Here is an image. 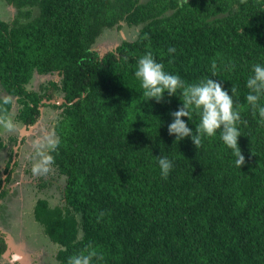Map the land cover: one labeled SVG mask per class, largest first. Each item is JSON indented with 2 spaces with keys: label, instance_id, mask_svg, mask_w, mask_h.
<instances>
[{
  "label": "trees",
  "instance_id": "obj_1",
  "mask_svg": "<svg viewBox=\"0 0 264 264\" xmlns=\"http://www.w3.org/2000/svg\"><path fill=\"white\" fill-rule=\"evenodd\" d=\"M3 1L17 10L11 22L0 15V90L17 99L16 121L28 129L42 107L60 111L54 163L38 188L57 182L62 201L40 197L33 212L59 264L89 244L104 257L93 264H264V124L245 99L253 66L264 65V0ZM122 23L139 28L136 39L96 49ZM149 51L187 84L213 78L230 95L236 85L241 168L219 130L199 149L190 137L174 144L168 125L180 90L146 101L135 77ZM35 74L60 81L31 90ZM56 92L64 104L44 103ZM2 107L10 114L13 103ZM184 119L195 130L199 117ZM158 156L173 164L167 179ZM5 249L2 238L0 264Z\"/></svg>",
  "mask_w": 264,
  "mask_h": 264
},
{
  "label": "clouds",
  "instance_id": "obj_2",
  "mask_svg": "<svg viewBox=\"0 0 264 264\" xmlns=\"http://www.w3.org/2000/svg\"><path fill=\"white\" fill-rule=\"evenodd\" d=\"M6 4L14 8L12 5L8 3ZM122 25L126 27L124 23H122ZM175 51V47H170L168 49L169 54H174ZM171 62L172 61L170 60L169 63ZM212 69V75L215 76V62H213L212 64ZM46 77H50V79H47L50 81L51 78L55 76ZM135 77L140 81L141 88L143 89L142 94L145 97L146 101H151L154 99L157 103H160L164 100L165 93H167V95L171 97L177 95V91L180 90L179 98L182 102L181 106L178 108V110L172 111L170 113V115L173 117V120L168 125L169 135L175 136L174 144L177 141L180 142L185 138L190 137L195 147L199 149L204 137H213L219 130L220 139L227 147L232 149V154L235 157V165L238 168H241L245 164V156L242 154V150L239 145V138L242 135L237 125L241 122V106L237 105L234 101V96L239 95L236 85H232L230 95L229 92L224 89L222 83L213 78H205L200 80L198 83L187 84L181 79L179 75H173L165 71V65L158 62L150 51L146 52L137 60ZM47 80L44 79L43 84L48 82ZM43 84H40L39 87ZM39 87L36 88V90H38ZM246 87L248 89V94L245 97L246 103L252 109L253 116H256V114L258 113L260 122L264 124V105L260 103L262 98H264V65L257 64L253 66L252 75H250L246 80ZM29 89L33 90L32 88ZM56 96L59 97L54 98V101H60L61 99L65 101L64 97L59 93H55V97ZM65 102L60 103L62 105ZM12 103L13 112V110H15V105L18 106L17 99H12L10 96L0 99V127H3L8 131L14 130L15 124L10 118L7 108L2 106H8ZM43 108L45 107L41 108V116ZM55 110L57 112H60L57 109ZM193 112L199 117V122L195 125V130L190 128L188 126V123H186L184 119L185 117H187L190 121ZM53 135L54 137L52 140L48 137H38L32 141L33 162L31 170L28 169L26 173L29 175L33 174L34 176H39L38 185H40L41 176L48 174L51 170V166L54 163V157L51 155L50 151L55 147L57 141V136L54 132V128ZM14 159H16V155ZM157 159L158 165L161 170V175L163 178L167 179L173 167V164L165 156H158ZM4 160L5 159H2L3 166L2 168H0V170H2V173H5L4 170L6 168ZM8 181L6 182V184L8 183ZM50 198L48 199L49 202ZM61 201L62 193L60 202ZM102 215L103 213H101V216ZM0 222L5 223L3 222V220H0ZM1 229L2 228H0V230ZM8 235L9 234L5 232L4 229H2V232H0V240L3 238L6 245V249L2 254V264H20L19 260H14L18 258L13 257V259L11 257H8L9 253L11 252L10 246L8 244V237L10 236ZM6 257L9 259H5ZM21 258L22 260H24L23 257ZM103 259V255L99 253L95 247L89 244L79 253L69 257L67 264H93L94 260L96 262H100L103 261ZM11 260L13 261V263H11ZM57 263L59 264L58 261ZM33 264H35V262H33Z\"/></svg>",
  "mask_w": 264,
  "mask_h": 264
},
{
  "label": "rangeland",
  "instance_id": "obj_3",
  "mask_svg": "<svg viewBox=\"0 0 264 264\" xmlns=\"http://www.w3.org/2000/svg\"><path fill=\"white\" fill-rule=\"evenodd\" d=\"M148 1L150 0H140V3H146ZM0 14L2 19L11 22L17 16V10L7 5L3 0H0ZM138 30V27L129 28L124 26L120 30L114 29L108 31L98 40L95 47L103 53L111 51L121 42V40H135ZM34 76L35 77L31 80L29 86V88L34 90H36L40 84H43L44 79H50V77H39L36 74ZM51 80L60 81L56 76L52 77ZM0 95L5 97V93H2L1 90ZM58 97L59 96H56L55 98ZM17 111H19V109L15 105V110L12 112L11 109L9 114L15 124L14 130L8 131L3 127H0V140L6 145V149L0 153V168L3 166L2 159L7 160L8 163L10 162V157L16 155V159L13 158L12 165L15 166V169L18 172L5 186V189L8 192L7 196L0 200V211H7L6 206H12L13 209L8 222H10V224L14 223V225L13 228H11V225L9 224L10 229L5 223L0 222V228L4 229V231L9 234L8 236H10L8 237V244L11 252L8 257L18 258L13 259L19 260L20 264H33V262H35V264H58L56 261L58 246L44 235L40 225L33 218L34 207L36 206L37 200L40 199V194L35 192L33 196L27 195L29 190H32L31 187L39 183V180H36L38 176H34L33 174L29 175L26 171L28 169L31 170L32 167V141L38 137H48L51 140L53 139V128L58 119L59 112L53 108L45 107L42 109V116L37 123L30 128L25 129L24 125L16 121ZM11 137H15L17 140L10 144ZM41 177L45 179L47 174L42 175ZM19 180H23L25 184H27V189L23 190V186L16 183ZM54 183L51 188L43 190L41 193H47V198L51 194L50 205L58 206L61 204V193L60 189L56 187L58 183ZM19 196L24 198L23 203L17 199ZM17 201L20 202L21 207L28 210L25 214L21 213V210L19 209L20 206L16 207L15 204L18 203ZM2 220L5 222L4 218H2ZM39 235H41V237H39ZM38 244L40 245L37 247L36 245ZM21 257H23L24 260H22ZM5 259L9 258L6 257ZM11 263H13L12 260Z\"/></svg>",
  "mask_w": 264,
  "mask_h": 264
},
{
  "label": "crops",
  "instance_id": "obj_4",
  "mask_svg": "<svg viewBox=\"0 0 264 264\" xmlns=\"http://www.w3.org/2000/svg\"><path fill=\"white\" fill-rule=\"evenodd\" d=\"M25 127V126H24ZM10 172L9 173H1L0 174V179H2L3 180V185H2V189H4V190H6L5 189V184H6V180L10 177V179L12 178L13 179V177H14V175L15 174H17L18 172H17V170L15 169V166L14 165H12V167L10 168ZM27 172V171H26ZM22 177H23V175H22ZM21 179H23V178H21ZM18 185H20V186H23V184L25 183L23 180H19L18 182H16ZM12 192V191H11ZM7 196V195H6ZM21 196H19V198H17V199H19V201L20 202H22L23 203V201H24V198H20ZM18 201V203L16 204V207L18 206H20V210H21V213L22 214H25L28 210H26L24 207H21V204H20V202ZM6 209H7V211H3L2 213H1V215H2V217L5 219V223L8 221V219L10 218V213H11V211H12V206H6ZM17 217V216H16ZM18 218V217H17ZM0 232H2V229L0 230Z\"/></svg>",
  "mask_w": 264,
  "mask_h": 264
},
{
  "label": "flooded vegetation",
  "instance_id": "obj_5",
  "mask_svg": "<svg viewBox=\"0 0 264 264\" xmlns=\"http://www.w3.org/2000/svg\"><path fill=\"white\" fill-rule=\"evenodd\" d=\"M47 81H49V80H47ZM56 93H57V92H56ZM53 97H54V96H53ZM53 99H54V98H53ZM38 179H39V176L37 177L36 180H38ZM45 179H47V177H46ZM38 184H39V183H38ZM38 184L32 186V187H31L32 190H31V191L29 190V193H28L27 195L33 196V194H34L35 192H37V193L40 194V197H41V198H47V193H45V192H44L45 194H44V193H41V191H43V190L38 188V187H39ZM26 185H27V184L24 183V185H23V190H24V189H27ZM45 190H47V189H45ZM25 191H26V190H25ZM50 195H51V194H50ZM50 195H49V196H50ZM20 198H22V196H21ZM18 200H19V199H18ZM15 205H16V204H15ZM12 209H13V208H12ZM9 224H10V222L7 221V222H6V225H7L8 227H9ZM10 225H11V228H13L14 223H12V224H10ZM9 228H10V227H9Z\"/></svg>",
  "mask_w": 264,
  "mask_h": 264
},
{
  "label": "water",
  "instance_id": "obj_6",
  "mask_svg": "<svg viewBox=\"0 0 264 264\" xmlns=\"http://www.w3.org/2000/svg\"><path fill=\"white\" fill-rule=\"evenodd\" d=\"M75 101H78V99L77 100H75ZM63 103V102H65L63 99H61L60 101H54V100H51V101H47V100H45L44 101V103H47V104H58V105H61V103Z\"/></svg>",
  "mask_w": 264,
  "mask_h": 264
}]
</instances>
